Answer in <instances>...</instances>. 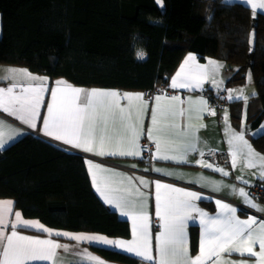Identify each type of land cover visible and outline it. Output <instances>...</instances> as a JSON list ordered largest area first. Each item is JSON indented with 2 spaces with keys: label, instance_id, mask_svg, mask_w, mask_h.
Masks as SVG:
<instances>
[{
  "label": "trees",
  "instance_id": "obj_1",
  "mask_svg": "<svg viewBox=\"0 0 264 264\" xmlns=\"http://www.w3.org/2000/svg\"><path fill=\"white\" fill-rule=\"evenodd\" d=\"M160 2L0 0V64L26 68L50 82L61 78L81 88L143 92L167 86L185 54L193 52L228 65L224 88L242 84L251 72L256 93L245 106V130L257 129L264 122V14L254 17L247 6L224 0ZM228 103L231 124L240 129L245 103ZM251 140L264 155V133ZM0 197L52 229L130 235L128 221L94 191L84 157L32 134L0 149ZM202 205L214 210L211 203ZM190 243L195 253L197 229ZM93 248L111 261L146 263L115 249Z\"/></svg>",
  "mask_w": 264,
  "mask_h": 264
},
{
  "label": "snow or ice",
  "instance_id": "obj_2",
  "mask_svg": "<svg viewBox=\"0 0 264 264\" xmlns=\"http://www.w3.org/2000/svg\"><path fill=\"white\" fill-rule=\"evenodd\" d=\"M157 2L159 3L160 0ZM243 2L251 7L254 17L256 10H264V0H243ZM252 36L254 37V33ZM144 55L143 51L137 53L141 59ZM221 67L222 65L211 59L206 64H200L197 57L189 53L179 70L171 77L170 87L174 90L203 89L206 82L219 87L215 76ZM46 79V77L34 76L26 69H9L8 75L0 76V80L13 81L7 87H0V111L13 116L32 129H36L37 120L42 119V131L45 136L89 153L96 150L99 141L100 150L96 151V154L100 156L139 157L141 136H146L153 142L156 159L187 162L188 153L198 151L195 126L191 124L181 126L176 123V118L179 116L188 120L198 119L203 112L209 110L208 101L203 97L198 100L188 97L187 107H181L180 105L185 101L179 95L164 93L145 99L141 93L120 94L116 91L99 89L85 91L66 85L50 89L51 100L46 106L47 113L41 117L39 108L44 103L43 93L49 91L45 86ZM248 79L251 80V72L248 74ZM56 83L61 85L66 82L61 80ZM236 91L239 94L235 97L229 91L227 99L243 100L246 106L248 97L244 95L243 89ZM121 100L127 103L121 105ZM150 103L152 127L145 132L141 124V115L148 110ZM211 114L215 115V112L212 111ZM109 124L117 129L119 140L116 147L120 149L119 151L103 150L105 139L103 134ZM4 127V121L0 120V148H3L7 142ZM262 131L264 125L257 129L256 134ZM17 134L19 131L13 129L8 139H12ZM228 144L233 168L237 166L238 160L242 159L245 167L257 169L259 177L264 179V155L252 148L243 132H231ZM199 154L201 157L204 155L202 151ZM87 163L100 171H107L101 169L100 165H93L91 160ZM196 163L201 164L202 161L198 160ZM203 166L213 167L211 164ZM92 167L89 171L96 191L104 198L105 203L113 205L121 215L131 220L133 239L126 241L87 234H77L72 238L127 252L150 264H248L247 260L228 259L233 254L254 258L253 264H264V220H258L252 215L247 219H241L237 215V207L219 199L214 201L219 211L215 215H210L198 207L197 201L212 198L205 197L197 191L162 183L160 180L154 181L155 217L160 229L154 238L156 253L154 256L147 196L133 184V180L136 179L140 185L148 188L149 181L125 176L123 179L127 181V187L112 188L109 186L110 180L105 177L98 178L96 172H92ZM154 171H163L165 175H172L160 168ZM215 171L222 172L225 176L229 175L222 168H216ZM116 175L120 174L116 173ZM238 179L242 180L243 177ZM195 182L200 183V181ZM101 183L104 185L103 188L97 186ZM201 186L203 187L204 184ZM231 187L233 193L238 194L244 204L264 212V207L257 204L244 188ZM213 191L218 192L220 188L214 187ZM12 205L13 201H0V264H29L34 261L43 264H64L57 250L64 248L67 251V246L51 238L22 234L19 228H39L49 237L52 230L38 222L23 219L19 211L12 213ZM8 214L14 215V219H6ZM190 221L198 222L201 230L199 252L195 256L190 255L188 246L187 228ZM56 235L70 234L57 232ZM257 246L259 251H256ZM77 256L88 264H105L87 250L77 253Z\"/></svg>",
  "mask_w": 264,
  "mask_h": 264
},
{
  "label": "crops",
  "instance_id": "obj_3",
  "mask_svg": "<svg viewBox=\"0 0 264 264\" xmlns=\"http://www.w3.org/2000/svg\"><path fill=\"white\" fill-rule=\"evenodd\" d=\"M229 3H234L238 2L241 3L253 12L251 7L243 2V0H224ZM256 13H263L264 10H256ZM191 53L197 57V61L200 64H206L209 59L213 58H205V59H200L196 53L193 52H187L185 56L183 57L180 65L183 63L185 58L188 56V54ZM216 60V59H214ZM218 61L220 64L221 62ZM180 65L178 66L177 70L171 75L174 76L175 73L179 70ZM9 69H26L23 67H7L4 65H0V76H5L8 75V70ZM27 70V69H26ZM29 71V70H28ZM222 68L218 69L217 74L215 76V80L219 84V87L213 86L211 83L206 82L204 84L203 89H195V90H185V89H172L170 87L171 84V77L169 78V82L167 86H161L158 87L155 91L150 93L149 96H147L146 91H127V90H118L114 88H100V87H94V88H81L79 86L71 85L73 87H78L81 88L85 91H90L91 89H99V90H105V91H116L119 92L120 94L123 93H141L144 95L145 99H149L150 97H154L155 95L158 94H164L167 93L168 95H179L182 100L185 101L183 105H180L181 107H187V99L188 97H192L193 100H198L199 98L203 97L204 99H207V90L208 89H219V90H224L225 94L223 96L224 99V104L221 107H216L214 104L210 103L208 101V111L203 112V114L197 119L193 118L191 120H188L186 117H177L176 118V123L180 124L181 126L191 124L195 126L196 132L195 135L197 137V149L198 151L195 152H190L187 155V162L184 161H178V160H164V159H156L154 158L156 155L155 152V146L153 144V148L151 150V155L148 160L143 159V145L142 141L146 138V136H141L139 140V144L141 145V156L136 157V156H111V155H104L100 156L96 154V151H99V141L97 142V147L96 150L92 153L86 152L83 149H77L71 145L64 144L61 141H56L53 138L47 137L43 134L42 131V119L37 120V128L32 129L28 127L27 125H24L21 121L18 119L14 118L11 115H8L2 111H0V120L4 121V132H5V140L7 141L4 145L3 148L8 147L9 145L13 144L14 142L18 141L22 137L26 136L27 134H32L34 136H38L40 138H43L45 140H48L60 147H63L69 151L76 152L81 154L84 157L85 160V166L88 172V175L90 177L91 185L96 192V194L99 196V198L102 200V202L111 210L117 212L119 217L124 218L128 221L129 227H130V235L128 237H109L105 236L99 233H91V232H79V231H68V230H60V229H52L47 227L45 224L40 222L38 219L34 218H25L22 215V218L28 221L32 222H38L39 224L43 225L45 228L52 230V234L49 237L47 233L41 231L39 228H19L18 230L28 236H33V237H40V238H51L55 241H57L61 245H66L67 246V251H65L64 248L58 249L59 256L63 259L64 264H88L87 261L80 260V258L77 256V253H81L84 250H87L88 253H91L92 255L100 258L105 262V264H123L120 262L116 261H111L109 259H106L103 257L101 254H99L93 247H102V248H107L103 245H98L95 242H90L87 240H76L72 238L74 235L77 234H87V235H102L110 239H124L126 241H131L133 239L132 236V222L130 219L127 217L123 216L120 214V211L115 209L113 205H109L105 203L104 198L100 195L99 192L96 191V186L93 184L92 180V175L89 171V168L92 167L90 166L87 161L91 160L93 162V165H100L101 169H107V171H100L99 169L92 167V172H96L97 177H105L108 180H110V187L112 188H122V187H127V181L124 180L123 178L125 176H131L133 178H143L147 181H149V187L144 188L142 185L139 184V181L134 179L133 184L135 187L140 188L141 191H143L146 196H147V211L149 212L150 215V232L153 237V255L155 256V235L157 232L160 231L158 224L156 222V217H155V198H154V193H155V186H154V181L160 180L162 183H167L171 184L175 187L179 188H185L188 190L192 191H197L202 193L205 197H210L212 198L211 200L209 199H204L201 201H197V205L200 209L203 211L209 213L210 215H215L218 211L219 208L215 204V200L219 199L223 201L224 203L231 204L234 207L238 208L237 215L241 219H247L249 215L257 217L258 220H264V212H259L256 209L248 207L246 204L243 203L242 198L238 194H234L232 191L231 186H235L236 189L239 188H244L245 191H247V187L250 185H253L256 182H261V179L255 171V173L249 172L247 170V167L244 166L243 160H238L237 166L235 168L232 167L231 165V156L229 157V163L226 165H218L215 162L208 160L204 157L200 156V152L202 151L204 154L206 151L211 150V149H216L214 148L215 145H213L210 141L211 137L214 134V126L218 125V128H220V133H221V121L225 118L223 115L219 113V111H222L224 107H228L227 113L230 116L231 113V106L228 102L232 101L233 99L229 100L227 99L228 94L226 92V89L224 88L225 83L223 82V76H222ZM30 72V71H29ZM34 76H39V77H46L45 81V86L49 91H46L43 93V100L44 103L40 106L39 112L41 113V117L46 115L47 113V103L50 102L51 96H50V89L55 88V87H65L66 85L70 84H61L58 85L56 82L57 81H64L61 78L54 79L52 82H50L49 78L45 75L42 74H37L33 72H30ZM226 74H224L226 78ZM19 79V78H18ZM13 81L11 80H0V87H7L10 83ZM65 82V81H64ZM224 84V85H223ZM221 88V89H220ZM238 100V99H234ZM121 105H125L127 102L121 100L120 101ZM151 103L149 105L148 110H146L142 115H141V124L146 132L147 129L152 127L151 124ZM214 111L215 115L211 114V112ZM231 118V117H230ZM235 132H241L240 129H236L233 124H231ZM18 130L19 134L14 135L12 139H8L9 135H12V130ZM105 139H104V148L103 150L106 152L109 151H119L116 147V144L119 140V135L117 132V129L113 127V125L109 124L108 129L106 132L103 134ZM153 143V142H152ZM0 148V149H3ZM229 149V147H227ZM259 153V152H257ZM170 155L172 153H169ZM262 155V154H261ZM202 161L201 164H197L196 161ZM205 164H211L213 167L208 168L204 167L203 165ZM160 168L162 170H165L167 172L172 173V175H165L164 172H155L154 169ZM216 168H222L225 171L229 173V175L225 176L223 175L222 172L215 171ZM253 170V169H252ZM116 173H119L120 175H116ZM238 177H243V179H238ZM195 181H200V183H196ZM247 181V183H245ZM201 184H204L202 187ZM97 186L104 187V185L101 183ZM214 187H219L220 191H213ZM134 190V189H133ZM253 199V198H252ZM4 200H10L13 201L11 198H2L0 197V201ZM257 204H259L261 207H264V201L262 200H255L253 199ZM202 202H208L211 203L214 207V210H210L206 208L205 206L202 205ZM19 210H17L14 207V202L12 205V213H15ZM20 212V211H19ZM6 219L12 220L14 219V215L8 214L6 215ZM192 229H197L198 231V247L195 253H192L191 251V231ZM10 231V229H9ZM200 228L198 225V222L193 223L189 222L188 228H187V237H188V246H189V251L191 256H195L199 252V244H200ZM57 232L60 233H68L70 235L65 236V235H56ZM256 251H259V248L257 246ZM127 253V252H124ZM129 254V253H127ZM132 256H135L133 254H129ZM137 257V256H135ZM139 258V257H137ZM228 259L232 261H240V260H247L248 264H253V259L254 258H249L247 256H240L238 254H233L231 257H228ZM29 264H43V262L39 261H34V262H29ZM145 264H150V262H146Z\"/></svg>",
  "mask_w": 264,
  "mask_h": 264
},
{
  "label": "rangeland",
  "instance_id": "obj_4",
  "mask_svg": "<svg viewBox=\"0 0 264 264\" xmlns=\"http://www.w3.org/2000/svg\"><path fill=\"white\" fill-rule=\"evenodd\" d=\"M159 4H161V2H159ZM211 60H214V59H211ZM216 60H214V61H216ZM216 62H218V61H216ZM220 62H221V64L219 62L218 63L220 65H222L221 73H222V76H223V82L225 83L226 79L228 77V72H227L228 65L223 63V61H220ZM0 65H4V66H7V67H13V65H8V64H0ZM226 72H227V75H226V78H225L224 74H226ZM248 74L246 76L245 81L242 84L234 85V86H231L230 88L226 89L227 94L229 95V91H231L233 97H235L236 95L239 94L236 90L243 89L244 95L247 96L248 99H249L252 96V93H256V86H255V84L253 82L252 77H251V80L248 79ZM215 90H217V89H215ZM234 99L235 98H233V100ZM214 106H216V105H214ZM216 107H218V106H216ZM227 110H228V107H224V109L222 111H219V113L221 115H223L224 117H227V119L224 118L221 121V133H220V128H218V125L214 126V129H215L214 130V134H213V136L210 139L211 143L213 145H215L214 148H216V149H222V148L229 147L228 140L230 138V133L234 131V129H233L232 125H231L230 116L227 113ZM245 110H246V107L244 105L243 109H242L241 117H240V130H241V132L244 133L245 139H247L249 141V143L252 145V148L256 152H258L256 150V148L254 147L251 138L252 137H256V136L261 135L262 133H264V131H262L260 134H256L257 133V129H260L261 125H264V122L257 129L247 130L246 131L245 130L246 129V127H245L246 126ZM247 170L249 172H252V173H255V171H257V169H255V168H247ZM260 181L264 184V180H260Z\"/></svg>",
  "mask_w": 264,
  "mask_h": 264
},
{
  "label": "built area",
  "instance_id": "obj_5",
  "mask_svg": "<svg viewBox=\"0 0 264 264\" xmlns=\"http://www.w3.org/2000/svg\"><path fill=\"white\" fill-rule=\"evenodd\" d=\"M157 89V88H156ZM154 90H148L146 91L147 96L150 95ZM225 94L224 90H213L210 93H207V99L210 103L221 107L224 104V99L223 96ZM143 145V159L148 160L150 155H151V150L153 148V143L145 138L142 141ZM204 157L208 160H211L215 162L218 165H226L229 163V149L222 148V149H211L206 151L204 154ZM248 194L251 198L256 199V200H264V184L262 182H256L253 185H250L247 187Z\"/></svg>",
  "mask_w": 264,
  "mask_h": 264
}]
</instances>
